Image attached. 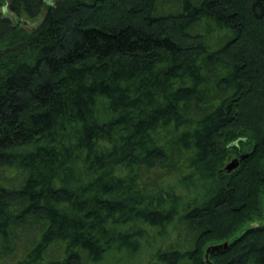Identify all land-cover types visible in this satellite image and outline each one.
Masks as SVG:
<instances>
[{
  "label": "trees",
  "instance_id": "16d2710c",
  "mask_svg": "<svg viewBox=\"0 0 264 264\" xmlns=\"http://www.w3.org/2000/svg\"><path fill=\"white\" fill-rule=\"evenodd\" d=\"M47 1L0 0V264H264V0Z\"/></svg>",
  "mask_w": 264,
  "mask_h": 264
},
{
  "label": "rangeland",
  "instance_id": "374dc122",
  "mask_svg": "<svg viewBox=\"0 0 264 264\" xmlns=\"http://www.w3.org/2000/svg\"><path fill=\"white\" fill-rule=\"evenodd\" d=\"M48 4H55V2L53 0H48L47 1ZM45 11L46 8H44L42 14H40L39 17L35 18V19H31L29 17H27L26 15L22 14L20 16H17L13 13H11L10 11H3V16L6 18L11 19L15 24H20L22 23L23 26L27 29V30H34L42 21L44 15H45ZM234 159L231 158L230 160H228L226 162V166L231 163ZM248 226L245 227V229ZM170 231L172 232V228L170 229ZM171 235V233L169 234V236ZM238 235H240V233H238ZM171 237H173V233L171 235ZM170 237V238H171ZM168 240V239H166ZM225 244H212L210 245V248L208 249V251H216L221 249L222 247H224ZM151 251L150 250H143L141 251V253H139L138 255H133L127 251H122V252H117V251H110L107 253V255L105 256V259L99 263V264H147L149 258L151 257Z\"/></svg>",
  "mask_w": 264,
  "mask_h": 264
},
{
  "label": "water",
  "instance_id": "95a60500",
  "mask_svg": "<svg viewBox=\"0 0 264 264\" xmlns=\"http://www.w3.org/2000/svg\"><path fill=\"white\" fill-rule=\"evenodd\" d=\"M22 24V23H20ZM245 157H241V158H237V159H234L231 163H229L225 170L228 172V173H232L233 171H235L236 169H238V167L240 166V161L243 160Z\"/></svg>",
  "mask_w": 264,
  "mask_h": 264
}]
</instances>
